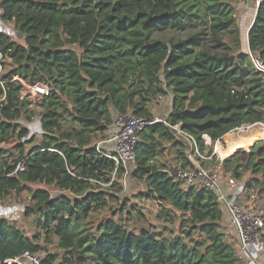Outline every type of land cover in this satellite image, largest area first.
<instances>
[{
	"label": "trees",
	"instance_id": "obj_1",
	"mask_svg": "<svg viewBox=\"0 0 264 264\" xmlns=\"http://www.w3.org/2000/svg\"><path fill=\"white\" fill-rule=\"evenodd\" d=\"M0 10V20L24 40L0 30V63H12L0 71V201L28 190L23 216L39 227L28 235L0 217V261L46 251V264H248L238 254L237 238L224 229L215 191L185 189L168 174L171 162L162 158L170 149L183 167L190 160L187 142L163 121L141 132L132 171L146 183L138 196L170 204L181 213V228L131 230L116 218L133 212L127 201L111 208L112 216L89 222L123 198V186L112 177L115 172L121 178L128 164L117 166L96 147L117 115L151 120L154 100L170 94L164 119L181 123L208 153L205 135L215 143L229 133L232 145L264 137V75L242 47L233 0H0ZM192 25L198 27L188 35H165ZM247 39L264 61V0ZM15 76L48 85V94H38L39 111L30 108ZM37 115L42 136L29 137L20 121ZM253 142L233 146L217 162L223 176L244 179L247 172V183L263 192L264 139ZM230 147L217 145V152ZM32 183L60 193L33 189ZM176 213L162 210L161 216L174 221ZM54 237L58 250L51 252L47 244Z\"/></svg>",
	"mask_w": 264,
	"mask_h": 264
},
{
	"label": "built area",
	"instance_id": "obj_2",
	"mask_svg": "<svg viewBox=\"0 0 264 264\" xmlns=\"http://www.w3.org/2000/svg\"><path fill=\"white\" fill-rule=\"evenodd\" d=\"M262 0H255L258 6ZM1 12V10H0ZM3 28L8 29L6 22H0ZM254 67L264 75V61L249 50ZM3 64L0 63V71ZM37 94H48L49 89L42 84L33 85ZM163 121L168 124L173 132L185 140L188 144L189 166L183 167L181 163L169 164L166 169L168 174L181 183L187 189L192 186H206L213 189L224 210L225 219L228 226L235 232L238 243V254L248 264H264V209L254 205L256 195L247 193V185L243 179L227 176L224 179L220 168L217 165H210L209 162L215 153H208L203 150L197 138L190 132L183 129L181 123L170 124L163 117L155 116L149 120L136 115H117L114 123L110 127L106 138L96 143L97 150L112 158L117 166L121 163L128 164L134 162L135 148L139 141L143 129L152 123ZM29 136L33 134L31 126L27 125ZM36 133V131H34ZM204 136L205 143H211V139ZM221 162L223 159L217 156ZM18 164L17 169L20 167ZM115 174V172L113 173ZM2 201H0V206ZM24 208L18 204L17 207L9 209L0 208V217L12 218L21 214ZM45 256L39 253L25 251L21 256L8 258L0 261V264H46ZM29 260V263H27ZM52 264H60L58 261Z\"/></svg>",
	"mask_w": 264,
	"mask_h": 264
},
{
	"label": "rangeland",
	"instance_id": "obj_3",
	"mask_svg": "<svg viewBox=\"0 0 264 264\" xmlns=\"http://www.w3.org/2000/svg\"><path fill=\"white\" fill-rule=\"evenodd\" d=\"M233 3L236 6V14H237V19H238V23L245 27L242 26L241 28V41H242V47L249 51V47H248V43L246 42V35H247V26H249V23L252 22L251 20L254 19V15L256 13V2L255 0H233ZM0 22H3L0 20ZM198 27L197 25H192L191 27L185 29V30H169L167 33H165L166 36L168 37H174V38H179L180 36H185L188 35L190 32H193L196 28ZM0 30H5L13 39H16L19 42H24L23 38H21L22 36H20L13 28V26L11 24H9L8 29L3 28L0 25ZM4 69L9 70L10 68H12V63L11 60L7 61V63L5 65H3ZM14 79H21L18 76H15ZM22 80V79H21ZM23 84H24V88H23V96L32 100V105H30V108L32 107H36L37 110L39 111L41 109V106L39 105L40 99L41 97L36 93L33 85H30L29 83H27L26 81L22 80ZM44 87L48 88V85L42 84ZM36 102L38 105H36ZM171 95H165V96H161L158 99H155L154 102L152 103V110L154 112V115L157 117H165V115L167 114L170 106H171ZM20 123L23 126L28 127L27 125L29 124V126H31V130L33 129V134L29 137H33L35 136L36 138H40L42 136L43 130H42V126H41V119H40V115H37L34 117V119L32 120H24L21 119ZM243 125V126H247ZM242 126V127H243ZM239 128L234 129L230 132H238ZM30 131V130H29ZM34 131H36V133H34ZM229 134V133H228ZM228 134H226L223 137V140H220L218 143H207V145L212 147V153H215V157H212V161L210 160L209 164L210 165H217L218 168H220V164L217 162V156L221 159L226 158L228 156V153H230L228 150L225 154H220L216 151V145H218V147L224 148V149H228V147H230V150L232 149L233 146H235L236 144H244L243 141H238L236 142L234 145H232L230 142H228ZM264 135V133H263ZM262 135V136H263ZM259 138V137H258ZM209 140V139H208ZM99 141V140H98ZM255 140H252L251 142H253ZM249 142V143H251ZM247 144V143H246ZM245 144V145H246ZM5 148H9L10 150H15L13 147V144H4L3 145ZM28 149L30 148V146L27 147ZM207 151V150H206ZM208 152V151H207ZM175 150L174 149H170V152L164 156L162 158L163 162H171V164H177L178 162L175 161ZM125 170L123 171V175L120 178V176H117V174H113L112 177V181L118 180L117 182L120 183L122 187V194H123V198H121L119 200V203L111 202L110 205V209L108 208H103L99 211H97L96 213H94L90 218H89V222H91V224H96L99 221H101L103 218L108 217V216H112V210L111 208H114L116 206L120 207V202L121 201H127L128 202V206L133 205V208H131L130 210H133L132 213H127L124 212L122 214V216L118 213L116 215V218L121 219L123 221V223L131 230L134 231H140L142 228H148L151 227L152 225L154 226V228L156 229H164V226H169L170 230H173L175 232H177L179 230V228H181V213L180 212H174L170 206V204H164L161 205L157 200H155L152 197L149 198H140L138 196V194H140V191H144L146 189V183L143 180H139L137 178H135L133 176V169L130 168L129 164L126 166V168H124ZM250 174L246 172L245 176H244V181L246 182L247 185V193L249 195H251L252 193H254L256 195V199L254 202V205H258L261 209H264V191L261 192L260 190V186L256 185V184H248L247 183V179L250 178ZM224 179L227 178V176H223ZM30 186L35 189L38 187H48L50 189V192L55 195V194H59L60 191L57 188H53L52 186H46L43 183H32L30 184ZM125 197H127L128 199H125ZM31 202V197L30 194L28 192V190H25L23 192H21L20 194L17 192H13L9 197H7L6 199L2 200V204L0 206V208H9L11 209L12 207H17L18 204L21 205L23 208H25V206L27 204H29ZM129 208V207H128ZM126 210V209H125ZM162 210H168L169 212H171L172 214L176 213V220L171 221L169 219H167L166 217H162L161 216V212ZM12 221L16 222V224H18L24 231L26 234L28 235H33L34 233H36L39 230V227L36 225L34 218H27L25 216H23V212H21V214H17L15 216H13L12 218H10ZM224 222V229L226 230V232H228L231 235H234L236 237L235 232L228 226L226 219L223 220ZM237 238V237H236ZM53 242L48 245V249L51 252H56L57 249V239L56 237L52 238ZM46 251H43L41 253H39L42 256L46 255ZM59 262V261H58Z\"/></svg>",
	"mask_w": 264,
	"mask_h": 264
},
{
	"label": "crops",
	"instance_id": "obj_4",
	"mask_svg": "<svg viewBox=\"0 0 264 264\" xmlns=\"http://www.w3.org/2000/svg\"><path fill=\"white\" fill-rule=\"evenodd\" d=\"M254 16H255V15H254ZM253 20H254V19H253ZM253 20H251V21L253 22ZM252 22L249 23V26H247V28L250 27V25L252 24ZM239 25H240V24H239ZM242 26H243V25L241 24L240 27L242 28ZM243 27H245V26H243ZM170 104H171V103H170ZM169 110H170V108H169ZM169 110H168V111H169ZM167 113H168V112H167ZM128 164H129L130 168L133 167V164H132L131 162H128ZM224 219H225V218H224Z\"/></svg>",
	"mask_w": 264,
	"mask_h": 264
},
{
	"label": "water",
	"instance_id": "obj_5",
	"mask_svg": "<svg viewBox=\"0 0 264 264\" xmlns=\"http://www.w3.org/2000/svg\"><path fill=\"white\" fill-rule=\"evenodd\" d=\"M248 44H249V41H248ZM249 48H250V47H249ZM256 123H258V122H256ZM256 123H253V124H256ZM259 139H264V137L256 139V140L253 142V144H254L257 140H259ZM219 141H220V140H219ZM253 144L249 145V147H247V149H249L250 146H252ZM240 147H243V146H240ZM240 147H238V148H240ZM244 148H246V147H244ZM236 149H237V148H236ZM229 155H230V154H229ZM27 263H29V260H27Z\"/></svg>",
	"mask_w": 264,
	"mask_h": 264
},
{
	"label": "clouds",
	"instance_id": "obj_6",
	"mask_svg": "<svg viewBox=\"0 0 264 264\" xmlns=\"http://www.w3.org/2000/svg\"><path fill=\"white\" fill-rule=\"evenodd\" d=\"M259 6V5H258ZM250 28V27H249ZM248 28V30H249ZM248 30H247V36H248ZM250 49V48H249ZM164 118V117H163ZM209 137V136H208ZM210 138V137H209ZM211 139V138H210ZM212 141V140H211ZM217 143L219 142V140L216 141ZM213 143V142H212ZM224 159V158H223ZM224 218H225V215H224Z\"/></svg>",
	"mask_w": 264,
	"mask_h": 264
},
{
	"label": "bare ground",
	"instance_id": "obj_7",
	"mask_svg": "<svg viewBox=\"0 0 264 264\" xmlns=\"http://www.w3.org/2000/svg\"><path fill=\"white\" fill-rule=\"evenodd\" d=\"M248 37V36H247ZM247 41H248V39H247ZM247 144H249V143H247ZM236 145H245V144H242V143H240V144H236ZM235 145V146H236ZM216 151H217V145H216ZM231 150H229V152H230Z\"/></svg>",
	"mask_w": 264,
	"mask_h": 264
}]
</instances>
